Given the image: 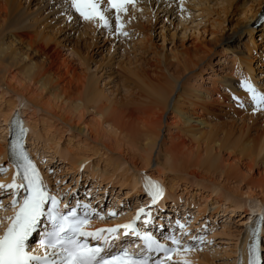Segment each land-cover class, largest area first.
Here are the masks:
<instances>
[{
    "label": "bare ground",
    "instance_id": "bare-ground-1",
    "mask_svg": "<svg viewBox=\"0 0 264 264\" xmlns=\"http://www.w3.org/2000/svg\"><path fill=\"white\" fill-rule=\"evenodd\" d=\"M25 1L37 6L32 18L24 16L19 0H0V87L13 91L20 101L8 102L9 109L2 116L5 125L0 135V163L3 157L9 161L8 136L14 117L22 118L25 127L31 130V150L36 157L39 146L36 141L47 138L44 126L50 120L48 123L58 129L60 122L85 135L82 143L94 140L97 150L103 144L110 154L109 160L118 151L114 160L121 163L126 159L121 148L131 150L142 169L130 160L132 172L126 169L117 175L133 186L129 195L141 196L146 182L159 183V180L166 189L163 206L165 200H171L170 196L176 204L181 195L176 194L180 185L186 195L193 190L195 195L191 196H198L199 202L212 200L219 208L222 201L212 197L217 187L234 192V198L246 195L247 200L257 195L256 190L264 193V124L257 121V115L264 117V110L253 108L246 90V82H250L264 93V23L255 26L264 0H134L120 12L108 0H98L108 18L107 26L99 20L76 18L70 0ZM194 8H199V12L191 10ZM158 24H161L159 32ZM116 28L123 32L118 33ZM155 33L161 37L160 47L155 46ZM166 38L171 42L168 49L163 44ZM111 42L107 54L97 59L96 53ZM217 46L226 59H218L214 66L228 61L230 69L223 77L217 74L206 77L204 66L218 52ZM60 48L74 57L70 64L76 61V66L86 70L83 75L76 74V68L67 65L66 60L64 67H56L55 57ZM116 57L121 58L117 64ZM17 69L22 77L14 85L7 75ZM238 73L240 77H236ZM206 78L210 80L209 86ZM21 101L30 103L32 110L29 112L27 107L22 113ZM36 109L49 116L39 117ZM87 114L95 117L92 123H87ZM231 115L235 119L227 121ZM101 132L114 138V146L101 141ZM76 157L70 170L79 171L84 166L91 172L97 171L98 166L88 165L84 156ZM152 165L159 180L144 176ZM106 169L104 178L113 179L114 174ZM95 172L90 176L96 175ZM2 177L13 182L9 164ZM217 178L234 180L240 183L239 188L232 190ZM45 179L50 181L49 177ZM58 187L61 191L68 189ZM242 187L247 188L246 193L241 192ZM259 198L258 205L233 203L231 207L232 213L242 211L240 220L246 218L241 264L247 258L250 227L258 215L264 218V194ZM173 208L177 207L173 204ZM8 217L9 214L5 221L1 218L4 223L0 233L8 225ZM200 255L208 259L195 249L178 252L176 259L199 260Z\"/></svg>",
    "mask_w": 264,
    "mask_h": 264
},
{
    "label": "rangeland",
    "instance_id": "rangeland-1",
    "mask_svg": "<svg viewBox=\"0 0 264 264\" xmlns=\"http://www.w3.org/2000/svg\"><path fill=\"white\" fill-rule=\"evenodd\" d=\"M19 4L22 5L21 7L23 8L24 16L31 17V18L35 16V13L37 10V6H35V2H26V1L24 2V0H19ZM191 10H195L196 13L199 12V8H194ZM79 16L80 15H78V13H77L76 18H79ZM214 17H216V16H214ZM159 25L161 26V24H158L157 27ZM160 26L157 28V32L160 31L159 30ZM256 27H258V26H256ZM117 30H118L117 31L118 33L123 32V29H117ZM156 33L154 34V37H153L154 43H155L156 47H160L162 45V40H161L160 35L159 34L156 35ZM219 33L220 32H218V34ZM100 39L103 41L105 38L102 37ZM166 39L168 40V38H166ZM167 40L163 44H164L165 48L168 49L171 47V42H169V40L168 41ZM72 43H75V42H71V44ZM190 43L191 42L187 41L186 45L190 46L191 45ZM111 44H112V42L107 43L103 47H101V49H105V48L106 49H105L104 53L100 52L101 49L99 50V52L96 53V54L99 53L97 55V59H98V57L102 58L103 55L107 54V50H109ZM73 46H75V45H73ZM217 47H218V50H217L218 52L213 54L209 58L207 64H205V66H204L205 69H204L203 73H204V75H206V77H208L209 74H217V77L225 76V73H226L225 71L228 69V65L231 64L230 62L226 61L219 66L218 65L214 66L218 59H220V58L222 60L226 59V57H224V55H223V52L221 51V47H219V46H217ZM219 51H221V52H219ZM55 58H56V62H57L56 67H59V66L64 67L65 60H66V63L68 65V64H70V61L74 59V57H72L70 52L67 49L65 50V48H60V52H59V54L57 53ZM119 59H121V58L116 57V64L119 61ZM122 60L126 62L128 59H122ZM72 64H70V65L73 66V69L76 68V74L83 75L85 73L86 70H84L83 67L80 68V66H76V64H77L76 61L75 62L73 61ZM94 66H95V64H94ZM212 67H215L216 70L213 71ZM64 72H65V68L62 70V73H64ZM262 74L264 75V72ZM237 76L240 77V74L238 73L236 75V77ZM20 77H22V73L20 72L19 69H17L16 71L12 70L7 75V78L10 79L14 85H16L18 83V79ZM243 77H241V78H243ZM66 78H68V76H66ZM205 82L208 86L210 85L209 79L206 78ZM101 86H103V85H101ZM13 101L20 103L19 99L17 98V96L14 94L13 91L7 92V89L5 90V88L0 87V129H1L0 135L2 133V127H4V125H5V123L3 122L2 116L9 109L7 103L13 102ZM31 106L32 105L30 103H28L27 101H21V105H20L19 109L22 112V110L27 109V107H28L27 110L30 112L32 110ZM18 111L19 110L13 111V114L18 112ZM36 111H37L39 117H42V116L48 117L49 116L48 114H45L43 111H41L39 109H36ZM242 113H244V112H242ZM86 118H88L87 123H92L95 120V117L91 114L90 115L87 114ZM233 119H235V118H233V116L231 115V117L228 118L227 121H232ZM257 121H258V123L264 124V117L257 115ZM48 122H50V120H47L46 121L47 124H45V126H44V130L46 129L48 132L47 138L38 139V141H36L39 145L36 158L39 160L37 163L40 164V168H42V172L44 173L43 175H47V177H49V180H50L49 184L52 187H55V188L57 187V189L59 188L60 190H62V189L58 186H61V187L68 186V188H75V190L77 188H80L83 191H87L88 194L90 193V194L94 195V197H96V199L97 198H99V200L103 199L104 203L106 205H114L116 208H118V206H121L122 204H124L125 206L126 205H134V204L135 205H142V204H140V200H142L143 198H146V196L144 194L145 192L143 194H141V196H139V195L136 196L133 193H131L130 195L127 194V193H129V191L132 190L133 186L130 185L129 182L127 183V181L124 182L123 181L124 178L122 179V177L117 176L118 174L123 173L126 169H130L129 173L132 172V169L129 168V163H130L129 161L130 160L136 161V163L138 165L137 168L141 167V163L139 164L140 160L137 157L133 156L132 153H130L131 150L130 151L127 150L126 146L121 148L122 151H124V153L126 155V159L125 158L122 159L121 163L118 160H114L115 155L118 156V154H119L118 151H117V153L114 152L115 155L113 156V159L109 160L110 154L105 152V146H103V144L100 145V147H99L100 150H97V148L94 147L95 146L94 144L96 143V142H94V140H91V142H89V140H88V142L82 143V141L85 139V135L79 134V133L69 129V127L65 126V124L64 125L60 124V122H57L58 126H60V129H58L56 126H54V124H51ZM238 123H242V122L238 121ZM40 127L43 128L42 125H40ZM29 132H31V130ZM43 135H45V134H43ZM102 135H103V138H102L103 140L101 139L102 142H105L107 144H110L111 146H114V138H110L109 135L106 133H102ZM0 141L2 142V140H0ZM30 141H31V139H29V144L31 145ZM76 142H81L82 144L77 145ZM67 149H70L71 152L66 151ZM74 154H76V155L80 154V155L84 156L87 159L86 163L88 165L90 164V165L98 166L99 170L96 169L97 171L96 172L94 171L96 175L90 176V174H93L94 172H91V170L89 168H86L84 166H80L79 171H75V170L73 171L72 169L70 170V168H72V166H71L72 162H75V160L77 158L76 155H74ZM154 155H155V152H154ZM3 158H4V160L2 161V163H0V173L4 172L3 168L6 169V164H8L7 158L6 157H3ZM110 162H112V164H109ZM119 163L121 165L119 166V169L117 171H115L114 169H115L116 165H118ZM107 167H108V169H106V170L110 171L114 174L113 179H111V180L110 179L107 180L104 178V176L106 175V173L104 172V169ZM154 167L155 166L152 165L151 170H149V169L145 170L144 176L150 175L153 177L155 174H157ZM141 169L142 168H140L139 170H141ZM98 172H100V173H98ZM138 174H139V172H138ZM1 175H3V174H1ZM44 177L47 178L46 176H44ZM153 179L155 180L158 178H157V176L156 177L154 176ZM217 179H219V178H217ZM219 180L222 184L227 183L228 187H230L231 189L232 188H239V185H240V183L235 182L234 180L229 181V182L225 181L223 179H219ZM45 181H46V179H45ZM158 182H159V184H161V182H163V181L159 180ZM183 187H184L183 185H180V187L177 190L176 194L177 195L181 194V195L176 198V204L174 203L172 196H170L171 200H168L167 202L165 200V203L167 206L169 205V207L173 206V204H174L175 208L177 207L176 208L177 213H179L182 216V219L186 218L185 220L190 221L189 224L191 225V228H194V229L200 228L199 229L200 231L203 230L206 233L204 241L202 242L200 249L197 250L194 247L193 250L195 249V251H197L198 253L202 252L208 257V259L207 258L202 259L203 256L200 255L201 258L199 260H194V259H188V261L186 260L187 264H241V252H240L241 250H240V248L243 247L241 243L244 241V238L246 235V232H245L246 229H244L245 226H244L243 220L246 218H243L242 220H240V218H241L240 212H242V211L237 209L236 212L232 213L231 207L233 208L234 204H238L239 206L240 205L246 206L247 202H248L247 205H249V204L250 205L251 204L252 205H258L259 200H261L259 197L262 196L264 193L261 194L258 190H256L255 194H257V195H254V197L250 198V200H247L246 198H244L246 195H242L243 198H239V197L234 198V196H235L234 192H228L227 190L220 189L219 187H217L215 190L216 192L215 191L213 192L212 197L214 196L213 198L216 197V198H219L218 201H222L223 204L219 208L215 205V202L212 200H208L207 202L202 200V202L201 201L199 202L198 196H196V197L191 196V194H194L193 190L190 194L186 195L185 193H183ZM232 190H234V189H232ZM217 192L219 193V195L217 194ZM241 192L246 193L247 188L242 187ZM224 194H226V195H224ZM233 194H234V196H233ZM204 195H207V192H205ZM7 196L8 195L6 194L5 198H7ZM223 196L224 197L227 196L229 202L226 200L227 198H225L226 201L225 200L223 201V199H224ZM136 200H138V202ZM162 201H164V200H162ZM99 202H101V201H99ZM226 205H227V207H226ZM114 206H111V207L115 208ZM121 209H123V208H121ZM127 209L132 210V209H130L129 206H126L123 211H125ZM217 210H219V211H217ZM161 212L162 211H157V213H161ZM8 214H9V212L4 213V215L2 217L3 221H5V217ZM248 217H250V216H247V218ZM0 223L2 224L4 222H0ZM237 250H238V252H237ZM190 251H192V249ZM190 251H188V252H190ZM263 253H264V245H263ZM184 261L185 260H182V259L177 260L176 264H183Z\"/></svg>",
    "mask_w": 264,
    "mask_h": 264
},
{
    "label": "snow or ice",
    "instance_id": "snow-or-ice-1",
    "mask_svg": "<svg viewBox=\"0 0 264 264\" xmlns=\"http://www.w3.org/2000/svg\"><path fill=\"white\" fill-rule=\"evenodd\" d=\"M133 2L134 0H108L109 5L117 12L124 10L126 4ZM70 7L85 20H99L105 26L108 25V18L98 0H70ZM119 20L120 18L117 16L118 28L120 27ZM246 90L257 105L264 106V93L258 92L250 82H246ZM22 179L26 182V188L25 183L17 184L15 178L11 184H0V190L5 188L12 190L14 198L11 201V206L16 209L14 215L8 218L10 223L0 233V264H148L146 259L130 257L127 250H123L118 255H111L105 253L102 247H90L78 239V237L84 236L99 238L100 233H114L116 229L86 232L82 226L87 221L78 219L75 209L68 214L58 212L56 210L58 201L45 190L42 179L30 161L23 168ZM20 188H25L26 191L22 201H19L16 196V192ZM153 188L155 191L152 192V195L155 202L156 197L161 194V190L156 185H153ZM49 201H51L52 207L48 208L45 213L44 207ZM44 215L48 216L52 224V230L47 237V247L52 251L44 256H37L27 250L26 242ZM122 227L128 229L132 228V225L128 224ZM132 232L139 235L134 228ZM143 239L148 248L151 249L155 246L157 251L163 250L169 256L177 250L157 243L150 235H145ZM171 239L173 244H179L175 237ZM183 264H187V261H184ZM250 264H258V262L250 260Z\"/></svg>",
    "mask_w": 264,
    "mask_h": 264
}]
</instances>
